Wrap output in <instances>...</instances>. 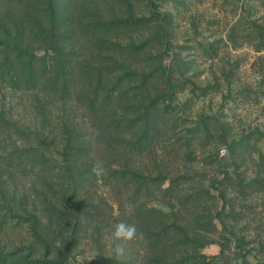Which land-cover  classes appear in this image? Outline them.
<instances>
[{
  "label": "rangeland",
  "instance_id": "1",
  "mask_svg": "<svg viewBox=\"0 0 264 264\" xmlns=\"http://www.w3.org/2000/svg\"><path fill=\"white\" fill-rule=\"evenodd\" d=\"M243 2L75 1V21L119 25L95 36L70 32L68 46L103 69L108 87L125 71L137 75L117 83L116 118L133 125L116 132V193L103 182L94 183L92 205H62L55 199L60 187L68 188L64 174L57 173V168H66L64 159L51 162L35 154L12 164L0 162V207L8 217L0 250L20 249L24 256L32 252V258L45 261L68 258L66 264H165L184 258L186 264H197L196 256L216 259L223 251L229 257L246 254L248 264L264 262V49L247 41ZM254 13L253 20L263 24L264 4ZM128 18L140 21L126 25ZM109 57L118 60L117 66L108 67ZM168 65L174 75L157 74ZM115 67L114 77H108ZM149 72L152 78L144 84L140 73ZM91 78L97 79L94 73ZM0 102L31 122L30 112L18 104L20 98L7 94ZM143 106H149L146 118ZM83 127L85 137L95 139L91 126ZM146 131L148 138L139 142ZM54 140L59 147L58 137L49 143ZM22 142L18 139L17 144ZM49 150L57 157L54 145ZM126 168L135 174L122 178ZM225 173L235 182L223 185L232 206L223 226L216 215L226 203L214 196L217 191H207ZM182 176L189 182L178 179ZM176 179L181 185L172 193ZM45 195L55 205L45 207ZM75 217L81 218L78 224ZM121 221L135 225L132 239L113 236ZM200 222L206 232L199 229ZM182 229L192 240L187 246L179 236ZM117 244L123 255L115 254ZM239 263L236 258L229 261Z\"/></svg>",
  "mask_w": 264,
  "mask_h": 264
},
{
  "label": "trees",
  "instance_id": "2",
  "mask_svg": "<svg viewBox=\"0 0 264 264\" xmlns=\"http://www.w3.org/2000/svg\"><path fill=\"white\" fill-rule=\"evenodd\" d=\"M75 1L0 0V101L6 99L7 94L20 98L22 103L18 104L24 105L23 109H27L31 116V122L22 121L19 116L13 115L14 106L7 107L0 102V162L4 165L12 164L14 161L18 162L24 157L35 154L52 160L51 162H58L59 158L64 159L66 168H57V173L64 174L63 178L66 179L68 188L65 190L58 185L60 192L57 193L60 198L57 196L55 201L62 205L66 202L67 205H73L75 202L76 207H82L94 203L93 194L90 193L94 183L98 185L103 182V186L111 193H116L119 174L114 167L116 132L128 130L133 125L130 120L116 118L115 103L118 102L119 97L117 83L124 77L131 81L137 75L135 72L125 71L122 78L115 79L113 86L108 87L106 84L108 78L105 80L103 69L94 67L91 60H86L84 58L86 55L83 53L78 54L74 46H68L71 40L70 32L74 34L78 31L80 35L84 34L88 37V35L95 36L109 32L119 25L113 21L85 24L75 21L73 19ZM261 1L263 0L243 2L248 21L247 41L249 45L256 46L259 50L264 49V23L254 21L253 15H255L254 11L264 4ZM152 2L155 13L157 8ZM139 21L128 18L125 24ZM73 22H76L77 29L73 28ZM163 35L168 36L165 33ZM107 60L110 62L108 67L118 64L115 57H109ZM169 67L170 65L166 68L162 67L157 74L168 73L167 77H171L174 74ZM93 73L97 77L95 82L91 78ZM114 73L116 67L107 76L114 77ZM140 74L144 84L152 78V72ZM143 110L146 118L149 114V106H143ZM78 115L81 118H78ZM54 121H56L55 127H53ZM86 124L93 129L95 139L92 137L87 139L86 134H83V126ZM51 137L59 138V147H56L55 140L49 143ZM21 138L23 144L19 146L17 141ZM146 138L148 131L139 142H145ZM50 145L55 146L57 157L49 150ZM131 173V170L126 168L122 178L128 177ZM178 179L183 180L184 183L189 182V178L185 176ZM178 179L174 180L178 183V187L174 190L170 189L172 193H176L180 188L181 183ZM233 181L235 182L233 177L225 173L224 178L213 181L209 185L210 191H207L209 194L217 191V195H213L226 203L216 215L223 226L226 225L227 211L232 207L227 205L226 190L223 185L227 182L231 185ZM217 183H220V186ZM53 188L54 186H49V189ZM3 197V195L0 197V202ZM44 202L45 207L55 205L47 195ZM3 211L4 209L0 207V232L3 231L2 227L8 219ZM27 219L29 218H26V221ZM31 219L36 223L41 222L38 217ZM73 219L77 224L81 221L80 217ZM200 223L199 229L206 232V224L204 223L205 227L202 228V222ZM171 227L179 229L175 224ZM179 236L181 240L183 239L184 246L192 242L187 230L182 229ZM23 254V250L20 249L12 253L0 250V264H66L68 261V258H63L61 261H45L42 258H32V252L27 256ZM196 257L197 264H214L217 260L229 264V261H234L235 258L237 261L240 259L239 264H248L246 254L234 253L233 257H229L225 251L216 259L203 258L200 255ZM187 262L188 258H184L165 264Z\"/></svg>",
  "mask_w": 264,
  "mask_h": 264
},
{
  "label": "clouds",
  "instance_id": "3",
  "mask_svg": "<svg viewBox=\"0 0 264 264\" xmlns=\"http://www.w3.org/2000/svg\"><path fill=\"white\" fill-rule=\"evenodd\" d=\"M135 233H136L135 225L121 221L114 226L113 236L117 240H130L134 237ZM114 251L115 254L119 256V255H123L125 250L121 245L117 244Z\"/></svg>",
  "mask_w": 264,
  "mask_h": 264
}]
</instances>
